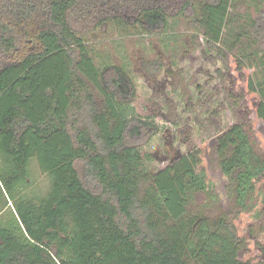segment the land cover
<instances>
[{
	"label": "trees",
	"instance_id": "1",
	"mask_svg": "<svg viewBox=\"0 0 264 264\" xmlns=\"http://www.w3.org/2000/svg\"><path fill=\"white\" fill-rule=\"evenodd\" d=\"M258 2L250 29L221 44L228 22H241L234 0H0V199L13 205L0 223V264H264V90L245 61L264 66V48L250 44L264 27ZM178 15L207 42L215 128L153 170L144 149L164 129L166 106L138 112L140 78L99 67L83 35L114 20L147 35ZM179 62L143 67L173 77ZM198 82L193 95L206 103L212 92ZM32 160L50 177L44 196L23 191ZM200 196L206 209L189 212Z\"/></svg>",
	"mask_w": 264,
	"mask_h": 264
},
{
	"label": "rangeland",
	"instance_id": "2",
	"mask_svg": "<svg viewBox=\"0 0 264 264\" xmlns=\"http://www.w3.org/2000/svg\"><path fill=\"white\" fill-rule=\"evenodd\" d=\"M237 2L239 9H234L231 13L235 17H240L241 22L239 23L237 20L228 22L224 32V41L221 44L238 39L237 32L242 30V26L244 25L249 30L251 17L259 15L253 6L259 4L258 0H234V4ZM261 4H264V0ZM143 31L138 24H126L121 20H114L106 23L103 27L85 33L83 36L95 63L99 67L107 64H120L131 76L140 78L137 96L133 102L138 112L146 114L153 107L165 108L166 106V120L159 121L164 125V129L144 149L153 155V158L147 163L153 170H157L176 160L180 156V152L183 153L187 150L188 144H200L214 132V117L207 116L205 111L217 107V87L210 71L204 66L206 63L202 62V58L207 54V42L198 30L188 26V18L183 15L169 17L168 25L163 30L147 35L143 34ZM259 36L257 42L250 44H254L257 48L258 46L264 48V27L260 30ZM243 40V44H247L246 38ZM158 58L165 67L170 65L172 59H181V62L175 67L177 71L174 72L173 77H170L163 69L157 75L149 76L147 74L143 67L144 62L154 61ZM182 58L187 59L183 60ZM206 58L208 57H204V59ZM245 61L255 81L264 90V66L260 59L250 57L245 58ZM198 81L202 82L204 90L209 89L212 92L210 100L206 103L199 102V99L195 98L196 95H193ZM171 85L178 87L177 89L182 95V102L176 98ZM262 93L264 97V91ZM192 95L193 99L190 101L189 97ZM188 101H190L188 108L193 109L191 112L184 108ZM241 106H243V102ZM222 114V124L231 121V117L225 115V110H222ZM245 123L252 141L255 143L254 146L259 148V144L252 134V129H250L251 122ZM178 124H181V127L184 126L185 134L181 135L176 131ZM76 167L83 177L84 163L77 161ZM50 185L49 175L40 169L37 161L32 160L27 186L23 191L28 196L40 197L48 192ZM221 188L224 191H230L226 184H223ZM262 190L264 193V185ZM7 202L0 199V211L3 210V213L0 214L1 224H5L9 220L10 215L8 214L13 210L11 201L8 200ZM207 204L205 197L200 196L198 202L189 205V212L195 214L203 211ZM14 224L17 225V222ZM256 228L259 230L264 228V217L259 219ZM55 264L60 263L56 262Z\"/></svg>",
	"mask_w": 264,
	"mask_h": 264
}]
</instances>
